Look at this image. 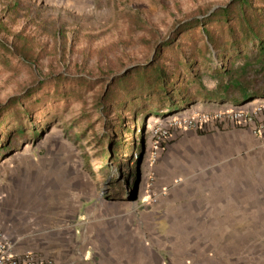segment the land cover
Masks as SVG:
<instances>
[{
	"label": "rangeland",
	"instance_id": "obj_1",
	"mask_svg": "<svg viewBox=\"0 0 264 264\" xmlns=\"http://www.w3.org/2000/svg\"><path fill=\"white\" fill-rule=\"evenodd\" d=\"M228 1L0 0V187L79 200L98 232L154 230L165 264H264V150L210 122L261 96L223 94L203 26L176 32ZM158 67L187 103L154 87ZM252 69L249 91H264ZM185 116L209 122L171 126Z\"/></svg>",
	"mask_w": 264,
	"mask_h": 264
},
{
	"label": "crops",
	"instance_id": "obj_2",
	"mask_svg": "<svg viewBox=\"0 0 264 264\" xmlns=\"http://www.w3.org/2000/svg\"><path fill=\"white\" fill-rule=\"evenodd\" d=\"M237 127L247 129L264 150V132L253 134L252 126ZM9 183L8 177L0 187V230L14 243L16 253L31 251L53 264H165L160 235L154 230L149 241L142 225L136 233L98 232L86 215L79 214V200L24 201L9 189ZM74 190L75 186L70 192Z\"/></svg>",
	"mask_w": 264,
	"mask_h": 264
},
{
	"label": "trees",
	"instance_id": "obj_3",
	"mask_svg": "<svg viewBox=\"0 0 264 264\" xmlns=\"http://www.w3.org/2000/svg\"><path fill=\"white\" fill-rule=\"evenodd\" d=\"M211 23L220 25L223 39L218 40L210 30L206 29L207 25ZM196 24L197 26H203L202 33L206 39L205 44L208 54L212 56L216 52L217 59H222L226 63L225 66L213 70V78L218 81L217 88L223 94L228 93L230 90H236L242 100L249 101L256 96L264 98V91L257 93L249 91L251 81L246 79V75L252 68H257V71H255L257 73L264 72V7L256 6L254 0H229L208 17L191 19L188 22L181 23L176 32H184L193 28ZM207 59L205 57V60ZM240 60L242 64L236 65ZM157 69L159 71L157 74L158 79L155 75L153 85H155V88H159V92L165 100H171L175 97L179 98V104L182 102L187 103L186 92L182 93L179 89H176L173 86L174 83L170 85L165 79V72L162 71V68L158 67ZM210 69L212 70V68ZM172 86L171 93L170 87ZM178 108L179 106H173V110ZM170 110L172 109L170 108ZM154 114L157 115V113Z\"/></svg>",
	"mask_w": 264,
	"mask_h": 264
},
{
	"label": "built area",
	"instance_id": "obj_4",
	"mask_svg": "<svg viewBox=\"0 0 264 264\" xmlns=\"http://www.w3.org/2000/svg\"><path fill=\"white\" fill-rule=\"evenodd\" d=\"M258 102H249L242 107L233 109L228 107L220 110L211 119L213 121L231 122L239 126H252L253 134L264 132V98L257 99ZM209 122L208 117H184L182 120L174 119L172 127L179 128H202L203 124ZM264 147V144H263ZM0 264H53L51 260L42 259L31 251L16 253L14 243L0 230Z\"/></svg>",
	"mask_w": 264,
	"mask_h": 264
},
{
	"label": "bare ground",
	"instance_id": "obj_5",
	"mask_svg": "<svg viewBox=\"0 0 264 264\" xmlns=\"http://www.w3.org/2000/svg\"><path fill=\"white\" fill-rule=\"evenodd\" d=\"M256 102H258V100H255L253 103H256Z\"/></svg>",
	"mask_w": 264,
	"mask_h": 264
}]
</instances>
